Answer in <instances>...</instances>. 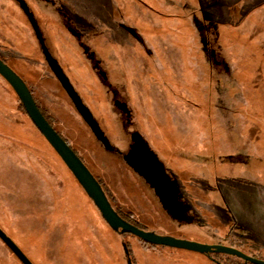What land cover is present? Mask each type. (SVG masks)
<instances>
[{"label": "rangeland", "instance_id": "rangeland-1", "mask_svg": "<svg viewBox=\"0 0 264 264\" xmlns=\"http://www.w3.org/2000/svg\"><path fill=\"white\" fill-rule=\"evenodd\" d=\"M22 2L0 57L129 224L264 259V0ZM0 231L29 264H248L110 226L1 76ZM0 264L25 263L0 240Z\"/></svg>", "mask_w": 264, "mask_h": 264}, {"label": "water", "instance_id": "water-1", "mask_svg": "<svg viewBox=\"0 0 264 264\" xmlns=\"http://www.w3.org/2000/svg\"><path fill=\"white\" fill-rule=\"evenodd\" d=\"M18 2L20 3L23 9H26V6L22 2V0H18ZM29 20L33 28H35L36 25L33 19L29 17ZM38 39L40 40V37H38ZM44 54H45L49 67L53 70L55 76L58 78L60 84L70 96L75 107L78 109L82 117L85 119V121L90 126L92 133L99 140L104 142L106 146H108V143L106 139L104 138L101 130L99 129L97 123L93 119L89 110L85 106H83L80 98L74 92V89L72 88L68 79L62 72L60 66L56 63V61L50 56V54L45 49H44ZM0 76L13 89L16 96L21 101L25 109V112L28 115L31 122L35 125V127L39 130V132L43 135V137L48 141V143L55 149L58 155L66 163V165L72 171L74 176L77 178L79 183L82 185V187L84 188V190L86 191L90 199L94 202V204L99 209L102 216L104 217V219L110 226L120 229L122 233H129L150 245H162V246H170V247H177V248H183V249H192V250L203 252V253L215 252V253L224 254V255L236 256L250 264H264V260H260V259H256L254 257L248 256L244 254L243 252L237 249H234L232 247H225V246H220V245H202V244H195V243H190V242L161 238V237L148 234L142 231L141 229L123 221L114 212L104 192L101 190L98 183L89 175L86 169L82 166L81 162L76 157L75 153H73V151L69 148V146L52 129V127L49 125V123L40 113L35 101L32 98L30 91L27 89L24 82L9 67H7L2 60H0ZM0 240L22 262H24L25 264H29L27 259L23 256V254L18 250V248L8 239V237L2 231H0Z\"/></svg>", "mask_w": 264, "mask_h": 264}, {"label": "trees", "instance_id": "trees-1", "mask_svg": "<svg viewBox=\"0 0 264 264\" xmlns=\"http://www.w3.org/2000/svg\"><path fill=\"white\" fill-rule=\"evenodd\" d=\"M0 60H2L3 62H5L1 57H0ZM29 91H30V93H31V95H32L31 90H29ZM32 98H33V100L35 101V103H36V105H37V107H38L40 113L43 115V117L46 119V121H47V122L49 123V125L51 126V123H50L49 120L46 118L45 113H44L43 110L39 107V105H38V103L36 102V100L34 99L33 95H32ZM17 99H18V101H19L21 107L23 108V110H24V112H25V109H24V107H23L21 101L19 100L18 97H17ZM25 113H26V112H25ZM103 192H104V194H105V196H106L108 202L110 203L111 207L113 208L114 212H115V213H116V214H117V215H118L123 221H125V222H127V223H131V221L129 220L128 216L122 214L119 210H117V209L111 204V202L109 201L108 196H107V194H106V192H105L104 189H103ZM132 224H133V223H132ZM133 225L136 226V224H133ZM137 228H138V227H137ZM137 239H138V238H137ZM138 240H140V239H138ZM140 241L143 242L144 244H147L146 242H144V241H142V240H140ZM148 245H150V244H148ZM151 246H153V245H151ZM252 257H254V258H256V259L264 260L263 258H260V257H258V256H256V255H255V256L253 255ZM237 258H238V257H237ZM238 259L241 260V261H243V260L240 259V258H238ZM244 262H245V261H244ZM246 263H248V262H246ZM248 264H250V263H248Z\"/></svg>", "mask_w": 264, "mask_h": 264}, {"label": "flooded vegetation", "instance_id": "flooded-vegetation-1", "mask_svg": "<svg viewBox=\"0 0 264 264\" xmlns=\"http://www.w3.org/2000/svg\"><path fill=\"white\" fill-rule=\"evenodd\" d=\"M52 70V69H51ZM53 71V70H52ZM54 73V72H53ZM74 92H75V90H74ZM67 93V92H66ZM76 93V92H75ZM67 95H68V93H67ZM69 96V95H68ZM70 97V96H69ZM71 99V98H70ZM90 127V126H89ZM143 155H144V159L148 162V164H149V161L146 159V153H143ZM132 159H135V158H132ZM144 162L142 165H141V167L139 166V164H138V166L140 167V168H142V169H146V168H148L147 167V162ZM150 165V164H149ZM153 167H154V165H153ZM155 169V168H154Z\"/></svg>", "mask_w": 264, "mask_h": 264}]
</instances>
